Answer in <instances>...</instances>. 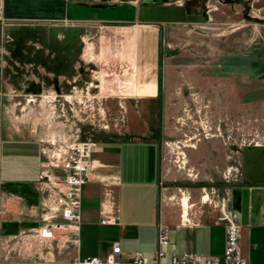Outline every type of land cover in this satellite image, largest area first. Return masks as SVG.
Returning <instances> with one entry per match:
<instances>
[{
    "label": "crops",
    "instance_id": "obj_1",
    "mask_svg": "<svg viewBox=\"0 0 264 264\" xmlns=\"http://www.w3.org/2000/svg\"><path fill=\"white\" fill-rule=\"evenodd\" d=\"M143 1L0 0L2 29L6 25H100L106 37L94 42L98 50H93L91 46L92 55L97 61L89 62L91 58L87 48L80 59L86 58V63L97 67L101 62H106L110 70L117 64V67L122 65L126 67L125 74L134 72L136 82L156 84L157 92L154 95L136 96L135 93V114L129 117L124 132L101 133L97 137L98 147L92 155L86 183L82 187L77 254L81 259L103 256L117 242L123 260L129 259L135 252L150 258L156 249V224L162 220L170 227L164 260L172 254H199L221 260L225 226L218 222L219 212L214 204L226 196L228 209L235 218L234 211L239 213L236 220L240 228L242 255L249 264H264V143L242 145L238 150L233 182L221 184L219 192L214 189L207 192L203 188L205 195L191 202L194 193L187 186H179L175 190L162 184L160 125L151 118L160 96L159 46L164 26L206 25L218 15L219 8L227 10V5L220 0H161L158 5ZM248 1L252 7L260 0ZM144 6L146 11L142 8ZM155 6L173 7L177 12L174 16L168 14L166 18H157L147 11V8ZM256 6L258 11L264 9V4ZM228 8L232 11L229 4ZM232 21L230 26L234 25ZM244 26L236 23L228 32L243 29ZM120 31L124 34L118 38L114 34ZM76 42L73 39L62 40L55 35L54 40L16 43L21 48L16 55L9 50H1L0 89L4 87L8 93L16 91L23 95L32 92L30 95L53 80L51 76L66 77L67 70L75 63L71 53ZM89 44L93 45L92 42ZM0 45H3L2 41ZM30 46L32 50L26 55L28 51L25 48ZM58 47L61 49L57 52ZM188 55L187 58L186 54L177 56L178 67L183 68L190 63ZM61 64H66L64 71L59 67ZM200 72L198 69L197 73ZM228 75L232 78L231 74ZM224 76L227 78V75ZM217 78L215 66L206 75H199L200 81ZM100 86L101 90L107 91L103 83ZM118 86L110 85L106 98L121 96L117 94V91L121 92L120 80ZM125 86L130 84L124 83ZM18 122L16 128H22L21 133L0 140V238L17 235L40 223V196L35 188L40 162L39 136L32 129L29 131L28 125ZM176 197L177 201H174ZM195 202L200 204L196 210L191 208ZM102 218L111 219L112 222L102 224Z\"/></svg>",
    "mask_w": 264,
    "mask_h": 264
},
{
    "label": "rangeland",
    "instance_id": "obj_2",
    "mask_svg": "<svg viewBox=\"0 0 264 264\" xmlns=\"http://www.w3.org/2000/svg\"><path fill=\"white\" fill-rule=\"evenodd\" d=\"M148 1L155 5L161 2L145 0L143 3ZM220 1L227 5V10L219 8L218 15L209 24H168L164 26L160 36V96L151 118L160 125L161 181L163 185L175 190L179 186H187L194 193L191 195V202L205 195L202 193L203 188L207 192L210 189L219 192L221 184L233 182L238 150L242 145L255 141L264 143V9L258 11L256 6L264 4V0L256 2L252 7L248 5V0ZM228 4L229 7L232 6V11ZM155 7L147 8V11L157 18H166L168 14L174 16L177 12L173 7ZM142 8L146 11L145 6ZM231 20L233 26L229 25ZM236 23L245 26L229 33L228 30L233 29ZM105 34L100 25L94 23L57 27L6 25L3 29L0 26V41L4 45L3 49L0 45V53L1 50H9L16 55L21 50L16 43L25 40H54L55 35L62 40L77 41L71 53L75 63L67 70L66 77L51 76L53 80L34 92L43 95L51 93L52 97L76 92L79 94L76 98H81L80 100L84 99L85 94L97 97V100L93 99L92 109L87 113H78L81 117L87 116L88 120L85 121L90 128L91 125L102 126L93 127L90 131L96 141L101 133H122L126 130L129 117L135 114V93L136 96H151L157 92L155 83L136 82L134 72L125 74L126 67L122 65L117 67V64L110 70L106 62H101L97 67L86 63V58L80 59L82 53L88 50L91 58L89 62H96L91 46L93 50H98L94 42L98 38L104 39ZM123 34L120 31L114 35L121 38ZM107 37L111 38L110 35ZM193 44L196 45L193 47ZM25 49L28 51L26 55H29L31 46ZM60 49L58 47L57 52ZM183 54H186V58L189 54L190 63L181 68L176 62L177 56ZM213 62L218 78L200 81L199 75H206L214 67ZM65 66L66 64L59 65L62 71ZM198 69L201 70L200 73H197ZM119 80L121 92L117 91V94L121 96L106 98L109 86L119 87ZM101 83L107 91L101 90ZM124 83H129L130 86L124 87ZM29 93H8L4 87L0 89V140L21 133L19 131L22 128H16L17 120L20 125H28V130L34 129L37 134L40 130L44 132L51 121L50 106L41 102L40 112L35 110L34 104L27 102ZM58 96L56 101L61 99ZM119 101L124 107L119 105ZM53 103L58 104L55 101ZM102 109L105 111L104 125H107L104 128V122L98 116ZM64 115L69 118L68 122L74 119L79 124L76 114L66 111ZM114 121L118 123L117 129L113 126ZM174 201H177V197ZM199 206L195 202L191 208L196 210ZM19 261L16 254L5 256L0 251V264H21Z\"/></svg>",
    "mask_w": 264,
    "mask_h": 264
},
{
    "label": "built area",
    "instance_id": "obj_3",
    "mask_svg": "<svg viewBox=\"0 0 264 264\" xmlns=\"http://www.w3.org/2000/svg\"><path fill=\"white\" fill-rule=\"evenodd\" d=\"M41 94H30L27 99L39 112L42 108L41 102L48 104L52 113L49 115L51 121L44 132L40 130L37 134L32 130L39 136L40 162L35 188L40 196V223L17 235L0 238V251L5 253V256L16 254L21 264H249L242 255L239 224L228 209L226 196H222L214 204L219 212L218 222L225 226V245L221 260L199 254H172L169 259L164 260L170 227L162 220L156 224V249L150 258L141 252H135L129 259L123 260L120 258L121 248L117 242L113 243L110 251L103 256L79 258L77 249L82 187L86 183L92 155L98 147L90 131L99 126L91 125L90 128L89 123L85 121L88 120L87 116L81 117V114L92 109L93 99L98 98L85 94L84 99L80 100V97L76 98L79 94L72 92L68 95L56 94L61 98L56 101L57 97H52L51 93ZM54 101L58 104L53 103ZM118 103L124 107L120 101ZM57 111L59 113L55 114ZM66 111L76 114L79 124L74 119L68 122L69 118L64 115ZM80 112L81 114H78ZM98 116L101 122H104L105 111L102 109ZM104 124L105 122L102 124L103 128L107 127ZM113 126L117 129L118 123L114 121ZM100 222L106 224L112 220L102 218Z\"/></svg>",
    "mask_w": 264,
    "mask_h": 264
},
{
    "label": "water",
    "instance_id": "obj_4",
    "mask_svg": "<svg viewBox=\"0 0 264 264\" xmlns=\"http://www.w3.org/2000/svg\"><path fill=\"white\" fill-rule=\"evenodd\" d=\"M235 201V197H234V199H233V202ZM234 213H235V215H236V218H239V213H238V211H234Z\"/></svg>",
    "mask_w": 264,
    "mask_h": 264
},
{
    "label": "bare ground",
    "instance_id": "obj_5",
    "mask_svg": "<svg viewBox=\"0 0 264 264\" xmlns=\"http://www.w3.org/2000/svg\"><path fill=\"white\" fill-rule=\"evenodd\" d=\"M128 94H130L131 95V92H129ZM187 146V145H186Z\"/></svg>",
    "mask_w": 264,
    "mask_h": 264
}]
</instances>
